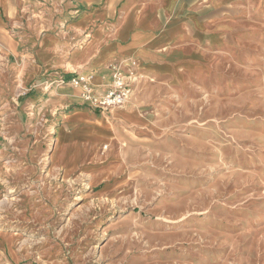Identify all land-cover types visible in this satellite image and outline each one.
<instances>
[{
  "label": "rangeland",
  "instance_id": "rangeland-1",
  "mask_svg": "<svg viewBox=\"0 0 264 264\" xmlns=\"http://www.w3.org/2000/svg\"><path fill=\"white\" fill-rule=\"evenodd\" d=\"M197 5L122 107L7 137L0 264H264V0Z\"/></svg>",
  "mask_w": 264,
  "mask_h": 264
},
{
  "label": "crops",
  "instance_id": "crops-1",
  "mask_svg": "<svg viewBox=\"0 0 264 264\" xmlns=\"http://www.w3.org/2000/svg\"><path fill=\"white\" fill-rule=\"evenodd\" d=\"M203 1L214 9L249 0H0V158L7 137L20 140L37 116L83 110L81 101L65 110L77 104L79 89L62 81L88 76L102 92L115 66L168 70L180 31L161 26L160 17L171 23L187 17L200 27L197 3Z\"/></svg>",
  "mask_w": 264,
  "mask_h": 264
},
{
  "label": "built area",
  "instance_id": "built-area-1",
  "mask_svg": "<svg viewBox=\"0 0 264 264\" xmlns=\"http://www.w3.org/2000/svg\"><path fill=\"white\" fill-rule=\"evenodd\" d=\"M136 80L137 75L132 69L124 71L119 66H115L112 69L111 83L102 92L96 90L88 76L76 75L62 83H70L79 89L82 104L105 112L123 106L130 96Z\"/></svg>",
  "mask_w": 264,
  "mask_h": 264
}]
</instances>
